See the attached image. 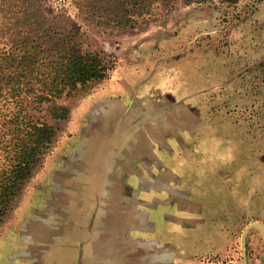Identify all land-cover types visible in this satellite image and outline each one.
Wrapping results in <instances>:
<instances>
[{
	"label": "rangeland",
	"instance_id": "374dc122",
	"mask_svg": "<svg viewBox=\"0 0 264 264\" xmlns=\"http://www.w3.org/2000/svg\"><path fill=\"white\" fill-rule=\"evenodd\" d=\"M47 2L114 68L106 80L58 101L70 110L69 120L35 113L58 138L0 224V264H89L93 258H80V251L108 249L102 239L114 224L134 229L141 218L148 231L132 232L134 256L164 246L179 249L180 264H245L246 228L264 223V0H175L135 28L117 30L93 26L82 0ZM5 16L0 10V51L7 44ZM122 78L134 101L118 118L106 114L121 107L118 101L98 103L122 93ZM178 105L180 121L192 125L195 115L197 126L182 129L181 143L171 139L168 152L157 148L160 161L150 162L160 167L155 173L174 172L178 203L149 193L140 195L149 203L136 201L138 208L131 194L110 193L108 187L124 186L114 175L136 164L130 155L112 161L103 152L110 123H170L166 113ZM97 187L102 193L83 192ZM245 247L247 264H264L259 231L246 234ZM77 250L78 258L65 257Z\"/></svg>",
	"mask_w": 264,
	"mask_h": 264
},
{
	"label": "trees",
	"instance_id": "16d2710c",
	"mask_svg": "<svg viewBox=\"0 0 264 264\" xmlns=\"http://www.w3.org/2000/svg\"><path fill=\"white\" fill-rule=\"evenodd\" d=\"M174 1L82 0V5L93 26L117 30L135 28L156 7L172 8ZM0 10L7 39L0 51L2 224L58 138L57 129L35 113L69 120L70 110L58 101L106 80L114 67L87 49L81 30L47 0H1Z\"/></svg>",
	"mask_w": 264,
	"mask_h": 264
},
{
	"label": "crops",
	"instance_id": "0c3cea01",
	"mask_svg": "<svg viewBox=\"0 0 264 264\" xmlns=\"http://www.w3.org/2000/svg\"><path fill=\"white\" fill-rule=\"evenodd\" d=\"M119 70V69H118ZM123 72L121 73V75ZM115 76V75H114ZM127 80L121 79L120 83L123 87L122 93L113 94L106 99L103 98V102L98 103L100 105L109 104L111 101L116 100L120 103L121 107L114 108L111 106L108 109L106 114L108 115H122L126 109L129 108V112H131V105L129 103L134 101L131 93L133 91L128 88ZM172 91V90H171ZM170 91V92H171ZM134 96V93H133ZM175 97V95H172ZM126 97V100H123ZM119 106V105H118ZM170 111L166 114L171 118L170 123L164 122H145V123H136L129 121H115L113 125H109L108 129L110 131L113 130V135L108 138V141L104 143L103 152L106 154L113 155L114 157L110 160H114L116 155H120V159H124L125 155H130L131 159L136 161L135 166L132 169V172L126 173L122 172L118 174L116 177H120L125 179L124 186L122 189H117L118 187H108V191L113 193L112 190H122V193L131 194L132 199L141 203H149L146 199H142L140 195L149 194V193H159V194H167L171 196L170 198L173 200L172 204L176 205V194H180L182 191L175 184V175L172 170L166 171L165 169L160 173H155L154 169L160 168L156 164H150V162L155 163L156 161H160L156 155L155 150L159 148L164 152H168L170 149V141L171 139H176V143L180 142V131L183 129L184 131H192L196 126L197 122L195 121L196 116L193 117V127L190 123H182L180 121V108L179 105L176 108H172L170 106ZM107 108V107H106ZM157 108H153L152 111L155 113ZM185 108L186 113H190V110ZM147 114V113H145ZM195 114V113H192ZM160 121V120H158ZM107 129V128H106ZM96 140V139H93ZM97 144V143H96ZM151 146V147H150ZM151 171L152 173L148 172ZM166 171V172H165ZM171 171V172H170ZM172 174L173 177L170 178ZM150 177L154 179L151 180ZM84 193H102V190L97 187L96 189H88L87 191H83ZM105 192V191H103ZM140 197V198H139ZM84 202L89 204L88 208H92L94 205H91V201L89 198H84ZM118 201H120L118 199ZM139 208L141 205H138ZM124 209V208H123ZM141 220V224L140 223ZM139 223L137 222V227L132 229V227L128 228V224H114L115 229L109 231L108 235H104L102 240L108 242V249H85L80 251V258H93L89 264H180V255L179 249H165L164 246L162 248H153L148 249V251H144L143 254L139 256H134L132 251V232L136 231L137 233H143L148 231L147 219L141 218ZM146 224V226H143ZM119 229H117V227ZM118 230L120 233H118ZM142 236H137L136 238L140 239ZM143 239V238H141ZM96 242L97 239H94ZM130 242L131 248L127 245ZM141 245V244H140ZM142 246V245H141ZM130 248V249H129ZM142 251V249L140 248ZM79 251H70L66 253V258H78ZM136 261V262H135Z\"/></svg>",
	"mask_w": 264,
	"mask_h": 264
},
{
	"label": "water",
	"instance_id": "95a60500",
	"mask_svg": "<svg viewBox=\"0 0 264 264\" xmlns=\"http://www.w3.org/2000/svg\"><path fill=\"white\" fill-rule=\"evenodd\" d=\"M252 229L259 231V233L261 234L262 239L264 240V223L263 222H253L250 225H248V227L246 228V232L244 233V235L242 237V256H243L245 264L248 263V260H247V249L245 247V237H246V234L249 231H251ZM263 263H264V258H263Z\"/></svg>",
	"mask_w": 264,
	"mask_h": 264
},
{
	"label": "built area",
	"instance_id": "2783aa9c",
	"mask_svg": "<svg viewBox=\"0 0 264 264\" xmlns=\"http://www.w3.org/2000/svg\"><path fill=\"white\" fill-rule=\"evenodd\" d=\"M55 8H59V7L57 6V7H55Z\"/></svg>",
	"mask_w": 264,
	"mask_h": 264
}]
</instances>
